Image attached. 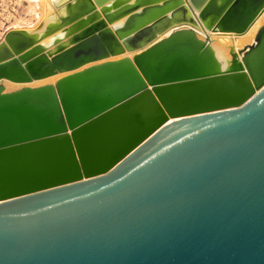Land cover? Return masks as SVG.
Wrapping results in <instances>:
<instances>
[{
  "label": "water",
  "instance_id": "water-1",
  "mask_svg": "<svg viewBox=\"0 0 264 264\" xmlns=\"http://www.w3.org/2000/svg\"><path fill=\"white\" fill-rule=\"evenodd\" d=\"M54 6L0 41V264H264V23L226 69L183 28L264 0Z\"/></svg>",
  "mask_w": 264,
  "mask_h": 264
},
{
  "label": "bare ground",
  "instance_id": "bare-ground-1",
  "mask_svg": "<svg viewBox=\"0 0 264 264\" xmlns=\"http://www.w3.org/2000/svg\"><path fill=\"white\" fill-rule=\"evenodd\" d=\"M55 1L56 0H36V2L38 3L41 9V18L39 20L41 23L38 26H34L33 28L26 30L43 32L48 23L55 21L56 16L59 14V11L56 10L54 6ZM45 7L47 8L45 9ZM50 11H52V13H50ZM263 23H264V13L257 19L254 25L245 34H235V33L208 34L209 32H207L203 28H195L191 26H183V28L192 29L200 40H205V38L208 37L210 41L209 43L211 49L213 50L217 61L219 62L222 69H226L231 64L233 53H237L239 49L243 48L247 44H251L254 42L255 34ZM52 38L53 37L46 38L43 41V43L45 44L51 43ZM120 57L121 56H118L112 59H117ZM66 74L69 73H61L54 76H50L42 80H36L28 85L40 86L47 83H54L56 80H58L59 78H61ZM2 83L4 84L6 91L17 90L19 88H22L23 86H26V84L14 83L8 80H4L2 81Z\"/></svg>",
  "mask_w": 264,
  "mask_h": 264
},
{
  "label": "rangeland",
  "instance_id": "rangeland-1",
  "mask_svg": "<svg viewBox=\"0 0 264 264\" xmlns=\"http://www.w3.org/2000/svg\"><path fill=\"white\" fill-rule=\"evenodd\" d=\"M40 18L41 9L36 0H0V41L12 28L38 26Z\"/></svg>",
  "mask_w": 264,
  "mask_h": 264
},
{
  "label": "crops",
  "instance_id": "crops-1",
  "mask_svg": "<svg viewBox=\"0 0 264 264\" xmlns=\"http://www.w3.org/2000/svg\"><path fill=\"white\" fill-rule=\"evenodd\" d=\"M12 29H24L23 27H17V28H12Z\"/></svg>",
  "mask_w": 264,
  "mask_h": 264
}]
</instances>
